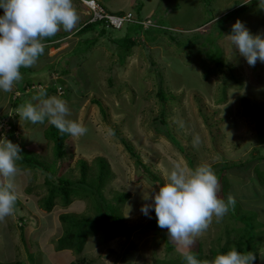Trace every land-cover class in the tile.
Here are the masks:
<instances>
[{"label": "rangeland", "instance_id": "rangeland-1", "mask_svg": "<svg viewBox=\"0 0 264 264\" xmlns=\"http://www.w3.org/2000/svg\"><path fill=\"white\" fill-rule=\"evenodd\" d=\"M79 1L72 0L79 16L75 28L66 32L61 27L52 36L56 39L47 44V48H50L48 53L40 56L34 67H21L22 77L30 80L31 87L26 86L24 92H20L15 84L11 92L0 90V101L1 94L5 96L3 99L9 97L10 100L9 105L4 107L6 113H0V116H7L13 120L10 121L13 124L14 120L19 119L8 110L14 99L24 95L20 105L25 101H32V97L42 89L46 90L48 84L64 80L65 84L60 82L62 87L58 88V94L50 96L59 97L66 91L59 98L65 100L69 107L70 115L67 119L82 122L87 132L79 137L68 134L65 143L71 149V159L66 154L67 162L61 169H56V177L64 175L63 178L79 179V161L83 160L92 167L98 157L105 158L109 165L107 176L110 177L111 169L115 177L110 179L104 191L107 199L95 201L90 196L89 185L81 184L74 187L71 198L73 202L69 206L64 207L59 203L60 199H55L57 203L52 213L54 217L49 216L50 213H42V218L37 222L31 214L32 209L37 206L34 198L38 204L43 203L55 189L44 185V173L40 172L39 167L25 164L24 160L18 161L21 175L16 181L18 199L14 214L0 222V262L14 260L23 264H48L56 260L71 262L81 258L86 264H149L156 259L169 261L181 257L182 253L177 250L176 244L168 239L167 229L157 226L154 208L149 211L151 218L141 212L144 204L152 203V200H145L144 197L151 196L154 190L158 191V186L164 184L168 173L176 164L192 169L201 164H238L241 170H229L226 173L231 184L236 183V175L243 178L248 177V171L252 172V161L264 153L261 145L264 143V114L256 122L246 115L242 100L264 111V62L258 60L254 67L249 66L224 36L231 33L232 25L237 19L253 35L264 34V10L258 7V0H95L108 13H131L135 21L141 18L144 27L153 24L157 18H163L172 31L184 36L196 31L208 32L206 51L221 47L222 56L219 58L224 63L216 74L203 79L201 69L188 64L184 53L179 48L175 49L166 37L156 46L137 45L125 55L121 49L122 43L125 35L132 28L135 29L132 23L125 24L119 31H107V35L98 38V42L88 51L74 54L72 51L80 39L74 36V32L92 17L91 12L84 10ZM2 15L3 9H0V16ZM224 15L225 18L222 17ZM218 18H221L220 24L215 25ZM211 19L214 20L207 23ZM160 22L163 23L161 20L156 21ZM198 26L201 27L196 29ZM217 26L218 32L215 29ZM219 30L222 35L218 41L210 37L211 33L217 37ZM95 37H99L96 32L91 38ZM141 40L147 41L145 38ZM167 42L168 45L171 43V47ZM54 46L56 47L53 48ZM193 57L200 60L199 56ZM151 63L160 68L164 87L175 98L173 102L166 103L164 117L161 114L162 107L155 98L156 79ZM52 64L56 71L54 73L68 70V74L49 76L47 70ZM149 93L151 95L147 96ZM49 94L48 92V96ZM94 101H99L100 104ZM1 108L2 105L0 110ZM160 120L164 123H160ZM22 121L25 122L21 123L25 131L34 129L32 133H21L22 138L16 142L21 149L20 153L30 147L41 150L40 156L32 157L34 161L31 158L30 161L34 164L38 160L52 164L54 143L44 136H37L51 125L47 118L42 123L46 124L44 129L36 127L40 123L32 124L24 119ZM7 122L9 123L8 119ZM109 128L116 133L107 135ZM9 132L10 129L5 134ZM19 134L13 133L15 138ZM34 134H37L35 142L27 143L28 136ZM168 134L173 139L170 140ZM194 136L199 137L198 143H193ZM38 138L40 144L36 146ZM120 138L132 145L140 161L149 169L147 173L137 164L136 158L126 151ZM21 155L25 158L26 153ZM25 181L27 183L24 188ZM219 183V191L225 194L227 201L230 194L227 195L226 188L231 185L225 178L219 179ZM123 194L128 197L125 198ZM76 197H80V200ZM230 209H235L237 216L245 215L236 204L234 208L230 206ZM62 210H66L63 213L71 220L76 219V222L71 226L61 222L59 218ZM114 213L119 218H122V213L127 223L132 222L130 229L133 231L128 233L125 229L119 233V237L114 238L115 230L120 226L113 223ZM97 215L105 221L98 220ZM18 218L24 223L22 227L17 223ZM237 219L227 215L217 222L214 217L208 230L196 238L192 249L197 250L196 244L200 243L201 256H210V250L226 244V227L232 230L230 237L235 241L239 237L237 230L241 228V220ZM84 220L86 223L82 224ZM66 226L67 237L76 246L72 251L57 248L56 239L61 233L64 234ZM20 231L26 237L36 238L44 244L43 250L27 255L23 245L26 240L24 236H20ZM86 231L89 236L85 237ZM168 240L175 245L170 252L166 250ZM258 249V253L264 251L263 241Z\"/></svg>", "mask_w": 264, "mask_h": 264}, {"label": "clouds", "instance_id": "clouds-1", "mask_svg": "<svg viewBox=\"0 0 264 264\" xmlns=\"http://www.w3.org/2000/svg\"><path fill=\"white\" fill-rule=\"evenodd\" d=\"M83 1L80 4L87 12L93 13ZM100 8L95 0H93ZM258 7L264 10V0H258ZM0 90L11 92L15 84L20 82L21 67H32L44 54L46 43L44 38L57 34L61 27L70 32L79 21L78 13L72 0H0ZM123 17L131 13L116 15ZM112 27V30H121ZM83 23L80 27L85 26ZM240 56L245 58L249 66H255L257 61L264 62V34L253 35L239 19L232 25L231 33L224 36ZM36 101L37 103H33ZM32 101H25L17 108L20 119L32 124L48 122L55 126L60 133H67L72 137L83 136L87 128L82 122L70 120L67 102L58 96H48L43 90L32 97ZM9 128V127H8ZM107 135H114L112 129H107ZM199 137H193V143H198ZM19 145L14 144L5 136H0V222L14 214V206L18 199L16 177L20 171L17 162L20 155ZM220 189L219 179L209 164H201L192 169L188 166L174 165L168 173L158 191L151 196L144 197L152 200L141 207V212L149 216L154 208L157 226L167 229L168 239L174 242L177 250L182 253L186 264H254L256 256L253 252L241 253L231 248L225 254H217L212 260H198L191 252L196 238L206 232L215 217L217 222L235 207V198L229 195L227 201L218 197Z\"/></svg>", "mask_w": 264, "mask_h": 264}, {"label": "trees", "instance_id": "trees-1", "mask_svg": "<svg viewBox=\"0 0 264 264\" xmlns=\"http://www.w3.org/2000/svg\"><path fill=\"white\" fill-rule=\"evenodd\" d=\"M116 15H122V14H116ZM223 18L226 17V15L222 16ZM153 18V17H151ZM222 18V19H223ZM154 19V18H153ZM157 20H161L163 23H156ZM157 20L153 21V24L144 27L143 23H142V19L141 18H137V21H135L133 24V26H135V29L132 28V31L128 32L127 36L125 35L124 37V42L122 43V52L124 51L125 55H128L132 48L137 46V45H144L147 44L148 47H152V46H156L158 43H161L163 41V39L166 37L167 39H169L170 42H172V45L175 49L180 50V52L184 53L185 59L188 62V64H192V65H196V67H199L202 71V75H204L203 79H208L211 75L216 74L222 67H223V60H221L219 57L222 56L221 55V49L217 48L216 50H212L209 49V51H206V46L205 42H207V38L209 36L208 32H200V31H196V32H191L188 35L184 36L181 35L178 32H174L172 31V29H170L168 27V25H166V22L163 21L165 19L160 18ZM214 19H211L209 21H207V23L211 22ZM220 20L216 19L215 21V25H219L220 24ZM165 22V23H164ZM205 23V24H207ZM131 24V23H130ZM201 26H198L196 29L200 28ZM216 29V32H218V26ZM112 30V27H107V24L101 22V21H94V22H90L85 24V26H83L82 28H80L79 30H76L74 33V36L76 38H80L77 41L76 47L75 49L72 51L74 54L77 53H84L85 51H88L90 48H92L98 41V38L101 37H105L107 35V31ZM193 31V30H192ZM97 33V36L99 37H95V38H91L92 35H94V33ZM84 34V35H83ZM219 34V35H218ZM217 34V37L214 36V33H211L210 37H214L215 39L220 38V36L222 35L221 30H219V33ZM83 35V36H82ZM178 37H181V39H179ZM51 38V40L44 38L43 39V43L50 44L52 43L56 38L55 37H49ZM55 38V39H54ZM141 38H145L147 41H142ZM113 40V39H111ZM112 42L111 41V46H112ZM168 45V42H167ZM171 43H169L168 46H170ZM56 46H54L53 48H55ZM171 47V46H170ZM48 49L50 48H45L44 53L47 54L48 53ZM224 50H222L223 52ZM179 52V53H180ZM224 53V52H223ZM193 56H199L200 60L198 61L196 58H194ZM218 56V58H216ZM54 65H50L47 72L48 75L50 76L51 74H59V75H65L68 74V70H59L58 73H54L55 68L53 67ZM34 67V66H32ZM216 67V68H215ZM24 68V67H23ZM151 68H152V72L154 73V77H155V86H156V93H155V98H157L158 103L161 105L162 107V116L163 113L166 112V103H171L173 102L174 96L172 94V92L168 89H166L164 87V78H163V74L160 70V68L158 66H156V64L151 63ZM21 75L23 74L22 69H20ZM35 74H37V72H35ZM258 75V72H257ZM231 77V76H230ZM232 78V77H231ZM60 80V79H58ZM64 81V80H63ZM63 81H57L56 83H50L48 84L46 90H44L47 95L48 92L50 93L49 96L51 94H58V88L62 87L60 85V82L65 84V82ZM24 84L22 85L21 83ZM33 83V82H32ZM18 86V89L20 90V92H24L25 87H31V82L30 80H25L24 78L18 82L16 84ZM43 90V89H42ZM32 94V93H30ZM66 94V91L62 93L61 96L59 97H63ZM22 95V94H21ZM151 93H149L147 96H150ZM24 96V95H22ZM96 102V104L99 103V101H94V103ZM15 105H19L16 104L14 102ZM100 104V103H99ZM242 105L245 107V111H246V115L251 117L252 119H254L256 122H258V120H260V118L262 117V114H264V111L259 110L257 107L252 106L249 102L246 101H242ZM161 112V111H160ZM168 112V111H167ZM13 115V114H12ZM14 115H17L16 113ZM3 119H0V124L9 127L10 132L8 133V139L10 141H13L14 139V135L13 133L16 131V127L12 124H9L7 122V119L9 120V118L7 116L2 115ZM14 117V116H13ZM164 117V116H163ZM157 119V118H156ZM4 120L7 122H4ZM160 123H164V121L160 120ZM258 128V127H257ZM114 133H116L114 131ZM43 136L46 138V140H50L54 143V147H53V153H54V159H53V163L52 164H48L46 162L42 163L38 160V162H36L35 164L30 161V158L34 161V158H37V154L34 152H26L23 151L21 154L26 153L25 156V161L27 164H31L32 167H39L42 172L44 173V177H45V186H49L52 187V189H55L54 191H51L49 196L45 199V201H43V203L41 202L40 204L43 205V207L46 210H51L52 207L54 206L55 203V199H60V201L62 202V205L66 206L69 205L71 203V198H73V189L75 186L81 185V184H86L89 185V189L91 190L90 196H92V198L96 200H101V199H107L104 195V191L106 190V187L110 181L111 178H114L115 175L113 174V172H111L110 169V177L107 176V173L109 172V165L106 161L105 158H96V161H94V166L90 167L89 164H87L85 161H79V165L81 167V175L79 177V179L77 178H73V177H67V178H63L64 175H60L58 177L57 176V170L61 169L63 164L65 162H67L66 160V154H68V158L71 159V149L70 147L67 148V144L65 143L66 137L68 136L67 133H60L59 130L57 128H55V126L53 125H49L48 128H46V130L43 133ZM169 136V134H168ZM116 137V136H115ZM119 138V136H117ZM170 140L173 139V136H169ZM17 141V140H16ZM15 141V142H16ZM173 141V140H172ZM120 142L122 145H124L126 151L132 155L133 157L136 158V162L138 165H140L144 170L149 171V169L145 166V164H143L140 161V158L138 157V155L134 152V149L132 147V145L130 143H128L126 140L120 138ZM16 144V143H15ZM261 159H264V155L259 154ZM34 157V158H32ZM258 157V158H259ZM70 159H68L70 161ZM257 159V158H254ZM211 167L214 169L218 179H224L226 173L231 170L234 171L233 169H237L238 168V164H234V163H227V164H216V165H211ZM250 167V166H248ZM57 169V170H56ZM93 171V172H92ZM93 182V183H88V182ZM227 181V180H226ZM228 186L226 188V192H227ZM78 191V190H75ZM125 198L128 197V195L123 194ZM218 197L221 199L226 200V196L222 191H218L217 193ZM80 199V197H77ZM123 200V199H121ZM126 200V199H125ZM47 201V202H46ZM45 202V203H44ZM228 217H234V218H238L237 220H241V228L237 230L239 237L235 240L232 241L231 240V232L232 230H229L228 227H226L224 229L225 234L224 236L226 237V244L225 245H219L217 248L210 250V256H201V245H199L200 243L196 244L198 245V249L194 250L191 248V252L192 254L200 261L203 260H212L214 259V257L217 254H225L227 253V251H229L231 248L235 247V249L241 253H246V252H253L256 256V260L254 261V264H257L258 261V248L260 243L263 241L264 242V225H262L261 227H256L253 224L252 221V217L251 216H243V215H236L235 214V209H233V211L229 208L228 213L225 215ZM235 215V216H234ZM98 217V215H97ZM121 217L119 218V216L116 215V213H114V225H118L120 224V226L115 230V237L117 238L119 237V233L123 232L125 229L128 233H130L131 231H133L132 229H130V227L133 226V224H129L126 222L123 214L121 213ZM98 220H102L100 219V217H98ZM111 218V217H110ZM61 222L63 221L66 224H70V226L76 222V219L71 220L70 217L68 215H62L60 217ZM105 221V220H102ZM86 221L84 220L82 222V224H85ZM110 224V223H109ZM242 224L244 227H242ZM84 226V225H83ZM110 228V227H109ZM89 231V230H88ZM85 232V237L89 236L87 235V232ZM63 234V233H62ZM59 239H57L58 241V247L61 250H69L72 251L73 248L75 246V244L72 241H69V236L67 237V226L65 228V232ZM93 235H96L93 234ZM129 236V234H128ZM165 236V235H164ZM68 238V239H67ZM221 237H219L218 240H220ZM67 239V240H66ZM170 241L168 240L166 242V250L168 252H170L171 250L174 249L173 244L169 243ZM172 243V242H171ZM128 249V248H127ZM81 250V248H80ZM194 250V251H193ZM0 264H23L19 261L16 262H11V263H0ZM66 264H86L84 259L81 258H76L74 261L68 262ZM149 264H186V262L183 259V256L175 258L173 260H162V261H157V259Z\"/></svg>", "mask_w": 264, "mask_h": 264}, {"label": "crops", "instance_id": "crops-1", "mask_svg": "<svg viewBox=\"0 0 264 264\" xmlns=\"http://www.w3.org/2000/svg\"><path fill=\"white\" fill-rule=\"evenodd\" d=\"M79 7H80V5H79ZM26 96H29V94L26 95ZM4 97L5 96L1 94L2 100L0 101L1 102L0 106L2 105V108L0 110V113H6V112H4L6 110V109H4V107H5V105H9V103H8V101H10L9 97L3 99ZM22 97H25V96H18L16 99H14V100L12 99L13 103H12V105H10L8 107V110H10L11 113H13V114L16 113V110H17L18 106H20V103H21V101L23 99ZM242 101H244V100H242ZM14 102L16 104H19V105H15ZM17 118H19V119L18 120H14V123H13V125L16 127V131L14 133H20V134H19L18 138L14 137L13 141H11L14 144L18 140H20L22 138L21 133L25 134V132H31L34 129L33 128L31 131L30 130L25 131L24 127L21 125V123L23 124L25 122L22 121V119H20L18 114H17ZM0 119H3L2 115L0 116ZM15 119H16V117H15ZM10 121L13 122V120L9 119V124H11ZM4 122H6V121L4 120ZM6 127H8V125L4 126L3 124L2 125L0 124V136H5L6 135V137L8 139V134H5L6 132H5V129H4ZM36 127L44 129V127H46V124H41V125H38ZM43 133H44V131L40 132L38 135L34 134L33 136H30V137L28 136L27 143H29V144L34 143L35 142V135L40 136L42 138L43 137ZM27 143H26V146L29 147V144H27ZM38 144H40L39 143V138L36 141V146ZM43 144L45 145L44 141H43ZM261 145H262V147H264V143H262ZM261 145H258V146H261ZM46 148L48 149V145L46 146ZM31 150H34V149H31V147H30V149L27 148L26 152H34V153L37 154V156H40L41 150H39V151H37V150L31 151ZM243 151H244V149H242V153H243ZM261 155H264V153H262ZM22 160L25 161V158H22L20 160V162H23ZM24 163L27 164L26 161ZM252 163H251L252 172L250 173V171H248V177L244 176L243 178L242 177H238V175H236V177L238 178V179H236V183L234 182V183L231 184V182L229 181V179L227 177V174L225 175V179L231 185V187L228 186L227 195L230 194V195H232L235 198L236 206L238 208H240L239 210L241 212L245 213V215H243V216H246V215L247 216H251L254 226L261 227L262 225H264V159H261L259 157L258 159H254L252 161ZM233 170L236 171V170H241V169L237 168V169H233ZM35 172H37V171H35ZM40 172H42V170ZM20 173H21V170L19 171V173H18V175L16 177V181L19 179V176L21 175ZM43 179H44V183H45V177H43ZM26 183H27L26 181L23 183V187L24 188H25V184ZM34 199H35V201L37 203V206H36L35 209H32V213L31 214H32L33 217L36 218L37 222H38V219L42 218V216H41L42 213H50L49 216L54 217V215L52 213H53V210H54V206H55V204L57 202H55L54 206L52 207V209L48 211V210H46L43 207V205H41L40 203H39L40 205L38 204L36 198H34ZM72 202L73 201H71V203ZM59 203L62 204V202H59ZM69 205H66V206L63 205V206L67 207ZM239 210H238V213H239ZM63 211H66V210H62L61 211V213H62L61 216L65 215L63 213ZM247 211H248V213H246ZM240 215H242V214H240ZM59 220H60V218H59ZM17 223L21 227L24 225V223L20 222L19 218L17 219ZM20 236H24V239L26 240V244L23 243V245H24V251L27 253V255L31 256V255L34 254V252L36 250H41V251L43 250L42 247L44 246V244H41V242L38 241L36 238H28V237H26L25 234L22 233V231H20ZM60 237H61V235L57 239H59ZM57 239H56V241H57ZM25 245H26V247H25ZM68 262H70V261H64V259H63V260H58V261L56 260V261H53V262H49L48 264H66ZM0 263H11V262H0ZM261 263L264 264V251H262V253H258L257 264H261Z\"/></svg>", "mask_w": 264, "mask_h": 264}, {"label": "built area", "instance_id": "built-area-1", "mask_svg": "<svg viewBox=\"0 0 264 264\" xmlns=\"http://www.w3.org/2000/svg\"><path fill=\"white\" fill-rule=\"evenodd\" d=\"M83 3L91 9L93 13V20H103L107 27H114L119 29L123 23L125 22H132V18L129 14L123 17H114L109 15L104 11V9L100 8L93 0L90 1H83ZM9 128L5 129V132L8 131Z\"/></svg>", "mask_w": 264, "mask_h": 264}]
</instances>
